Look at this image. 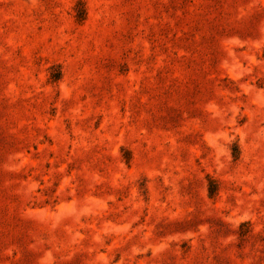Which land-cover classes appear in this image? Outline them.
<instances>
[{
    "label": "rangeland",
    "instance_id": "1",
    "mask_svg": "<svg viewBox=\"0 0 264 264\" xmlns=\"http://www.w3.org/2000/svg\"><path fill=\"white\" fill-rule=\"evenodd\" d=\"M0 264H264V0H0Z\"/></svg>",
    "mask_w": 264,
    "mask_h": 264
}]
</instances>
